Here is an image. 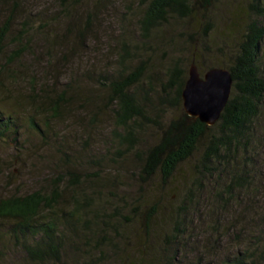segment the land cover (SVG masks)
Here are the masks:
<instances>
[{
  "label": "rangeland",
  "instance_id": "rangeland-1",
  "mask_svg": "<svg viewBox=\"0 0 264 264\" xmlns=\"http://www.w3.org/2000/svg\"><path fill=\"white\" fill-rule=\"evenodd\" d=\"M251 1L211 0L210 5L202 6L200 0H193L192 17H174L150 38L141 56L149 61L150 78L147 77L141 87L147 95L141 92L138 100L147 97L143 101L149 106L152 118L159 117L164 124L179 116L180 110L183 111L182 106L179 110L172 104L160 102V96L164 92L163 86L166 85L171 68H182L187 76L193 62L202 75L203 70L213 64H229L244 28L252 18L248 8ZM82 5L84 13L94 7V2L85 0ZM124 12L126 9L122 8V3L107 0L102 6V11L97 13L98 30L113 31L114 38L122 28L127 35H136L137 17L127 12L129 19L121 24ZM95 30V26L90 24V34L84 42L78 36H72L71 39L77 43L69 49L71 51L64 58L58 57L57 64L51 66L53 69H64L68 65L60 82H71V78H79L80 82L70 84L72 88L67 94L71 96V109L54 125L50 121L46 139L28 126L30 116L34 117L39 126H45L47 121L45 116L30 110L25 85L20 88L22 92L19 91V86L13 83L5 82V87H1V94L7 90L4 96L8 97L4 100H12V106L17 110L19 135L7 133L0 143V198L14 194L25 195L48 188L54 182V177L75 172L79 175L81 183L76 186L75 193L82 203L85 202V208L78 214V218H66L69 222L77 219L78 222L62 226V260L49 264H164V256L174 252L170 247L173 241L168 239V236L176 219L175 211L183 199L182 195L195 184V179L201 176L195 170V165L203 154L208 137L199 143L194 155L182 163L173 177L165 183L158 173L148 178L141 175V162L138 158L141 155L138 152H143L146 147L157 142L158 129L148 124V127L137 135L139 149L119 150L117 141L109 132L114 125L112 112L106 104L104 105L103 99L99 98L104 93L99 85L100 77L95 75L82 80L77 74L84 64H91L86 53L80 49L76 50V44L79 43L82 48L95 51L93 57H99L100 65L110 66L114 63L116 50L107 45ZM57 55L60 56L61 52ZM34 63L29 56L22 67L35 73L39 80L47 77V89L50 92L53 86L51 78H56V73L53 76L50 73L45 74L47 70L33 67ZM56 88L59 93L64 86L61 83ZM88 100L89 103H86ZM9 108V103L0 102L2 112L8 114ZM94 112H97V115L93 122L90 114ZM216 125L210 126L212 130L208 134L218 133ZM249 138L248 153L255 152L254 154L258 155L249 160L247 168L256 172L255 190L259 188V191L251 194L248 199L235 194L234 199L227 204L220 203L221 199L216 195L222 189L221 185L227 181L228 169L241 162L243 152L240 151L236 164L233 162L228 165L226 171L221 170L224 167L219 166L216 172L204 177V189L200 188L198 206L193 207L196 212H189L185 218L189 222L192 246L196 241L193 239L197 238L199 242L204 240L215 221H222V225L234 227L228 237L223 236L220 239L215 252L202 255V264H222L227 255L228 240H231V248L235 250H244L250 245L247 242L245 246L246 240L237 242L236 234L239 238H249L253 241L255 249L264 250V104L261 105L260 114ZM217 174L222 175L220 182L216 181ZM67 181L69 180L66 177ZM82 188L84 195L80 194ZM70 194L71 189L65 191L66 199L69 200ZM87 199L91 201V205ZM225 206L226 209H234L226 213ZM150 207L156 209L151 229L147 228L144 219ZM72 208V205H68L65 210L71 211ZM231 216L238 220L243 218L249 223L243 228L237 227L239 223L231 221ZM6 229L7 226L0 229V263L27 264L23 249L14 239L5 235ZM202 249L203 247L200 248ZM190 250L189 248V251H186V257L190 261H198L199 255L192 254ZM196 251L199 254V250ZM257 264H264V261L258 259Z\"/></svg>",
  "mask_w": 264,
  "mask_h": 264
},
{
  "label": "trees",
  "instance_id": "trees-1",
  "mask_svg": "<svg viewBox=\"0 0 264 264\" xmlns=\"http://www.w3.org/2000/svg\"><path fill=\"white\" fill-rule=\"evenodd\" d=\"M84 1L0 0V95L3 96L0 97V102L9 103L11 107L8 114L0 110V143L7 133L19 135L17 110L12 106V100L9 98L4 100L8 97L4 96L7 90L1 94V87H5V82L18 85L19 91L21 86L25 85L30 110L45 116L47 121L45 126H39L34 117L30 116L28 126L42 134L45 139L50 130V121L54 125L70 111L71 96L67 93L73 84L80 82L79 78H71V82L68 83L60 82L68 65L64 69H53L51 66L57 64L58 57L64 58L71 51L69 49L77 43L71 39L72 36H78L84 42L90 34V24L94 25L95 32L104 38L107 45L116 50L114 63L110 66L100 65L99 57H93L95 51L82 48L79 43L76 44V50L80 49L86 53L91 64H84L77 74L83 78L82 80L95 75L100 77L98 81L104 93L99 98L103 99L104 105L106 104L112 112L114 125L109 132L117 141L119 150L139 149L137 135L147 128L148 124L158 129L157 142L146 147L143 152H138L141 155L138 156L141 162V175L148 178L158 173L165 183L173 177L182 163L194 155L199 143L208 137L203 154L195 165V170L201 176L197 177L195 184L182 195L183 199L175 211L176 219L168 236V239L173 241L170 247L174 252L163 258L164 264H202L200 262L202 255L215 252L220 239L223 236L228 237L234 229L228 224L222 225V221H215L204 240L199 242L197 238H192L196 241L192 243L194 247L191 245L189 222L185 218L189 212H196L193 207L198 206L197 199L201 189H204V177L216 172L219 166L224 167L221 170L226 171L228 165L233 162L236 164L237 155L242 151L241 162L228 169L227 181L221 185L222 189L216 195L221 199L220 203L227 204L234 199L235 194L248 199L251 194L259 191V188L255 190L256 172L247 167L249 160L258 155L254 154L255 152L248 153V144L250 145L249 137L253 132V125L260 114L261 105L264 104V0H252L249 3L252 18L245 26L229 64H213L202 72L204 74L211 68H224L230 72L233 80L230 98L216 123L219 131L213 135L208 134L212 130L211 127L188 117L180 110L181 92L188 76L182 68L173 67L168 71L166 85L163 86L164 92L160 96L162 104H172L181 111L179 116L162 124L159 117H151L149 106L143 101L147 97L138 100L141 92L147 95L141 87L147 77L150 78L149 61L141 57L143 48L172 18L192 17L193 0H115L122 3V8L126 9L121 16V24L129 19L127 17L129 12L133 17H137L135 27L138 29L136 35L132 33L133 35L129 36L122 28L115 38L113 31L98 30L97 13L102 11V6L107 0H89L94 2V7L83 13ZM200 1L202 6H208L211 2ZM58 52H61L60 56L57 55ZM29 56L35 61L33 67L44 68L47 70L45 74L50 73L51 76L56 73L57 77L51 78L53 86L50 92L47 89V77L39 80L35 73L22 67ZM57 83L59 86L62 83L65 90L61 89L58 93ZM96 115L97 112L90 114L93 122ZM221 176L217 174L215 177L217 182L222 180ZM66 177L69 180L67 182ZM80 184L79 175L68 172L54 177V182L48 188L25 195L14 194L0 198V225L2 224L0 229L7 226L5 235L21 246L27 257V264H49L62 260L64 249L62 226L78 222V219L69 222L66 218H78V214L85 208V202L82 203L75 193L76 186ZM68 189H71L69 200L64 196ZM82 190L83 188L80 194L83 193ZM87 201L91 205V201L89 199ZM68 205H72L73 208L66 212ZM224 208L226 213L234 209H226V206ZM98 209L97 212L100 210ZM155 214L156 209L150 207L144 218L149 229L152 227ZM230 220L237 221L239 223L237 227L240 228L249 223L243 218L238 220L232 216ZM235 238L237 242L246 240L245 246L247 242L250 245L244 250H235L231 248L233 246L231 240H228L227 255L222 264H257L258 259L264 261V250L255 249L253 241L249 238H239L238 234ZM189 248L192 254L199 255L198 261L196 259L190 261L186 257ZM196 249L199 250V254Z\"/></svg>",
  "mask_w": 264,
  "mask_h": 264
},
{
  "label": "water",
  "instance_id": "water-1",
  "mask_svg": "<svg viewBox=\"0 0 264 264\" xmlns=\"http://www.w3.org/2000/svg\"><path fill=\"white\" fill-rule=\"evenodd\" d=\"M233 80L224 68H211L200 75L191 63L181 92L183 112L206 126L215 125L231 95Z\"/></svg>",
  "mask_w": 264,
  "mask_h": 264
}]
</instances>
